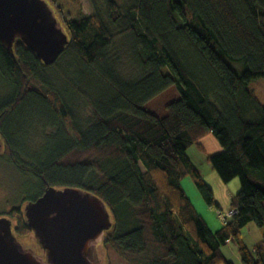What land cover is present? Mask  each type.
<instances>
[{"label":"trees","instance_id":"obj_1","mask_svg":"<svg viewBox=\"0 0 264 264\" xmlns=\"http://www.w3.org/2000/svg\"><path fill=\"white\" fill-rule=\"evenodd\" d=\"M47 1L70 36L54 64L19 38L13 50L0 40V156L36 182L27 200L50 186L96 193L114 217L99 244L127 264H233L223 252L232 238L243 264H264V105L249 88L264 77V0H107V19L95 0L78 17ZM173 86L165 116L144 107ZM210 133L223 149L207 160L224 182H241L239 213L217 231L182 185L190 176L216 205L189 155L206 152ZM6 214L41 253L24 210ZM251 222L262 233L254 249L241 240Z\"/></svg>","mask_w":264,"mask_h":264},{"label":"water","instance_id":"obj_2","mask_svg":"<svg viewBox=\"0 0 264 264\" xmlns=\"http://www.w3.org/2000/svg\"><path fill=\"white\" fill-rule=\"evenodd\" d=\"M18 38L46 65L54 64L70 42L47 0H0V40L13 50ZM3 146L0 136V153ZM24 212L44 257L23 243L17 223L5 215L0 217V264H100L97 242L113 228L114 217L99 195L50 186L28 201Z\"/></svg>","mask_w":264,"mask_h":264},{"label":"rangeland","instance_id":"obj_3","mask_svg":"<svg viewBox=\"0 0 264 264\" xmlns=\"http://www.w3.org/2000/svg\"><path fill=\"white\" fill-rule=\"evenodd\" d=\"M60 1L62 5L65 7V9L70 11L72 13V16L74 17H78L80 13L93 14L96 4V7L99 9L101 14L105 17V19H107V8H106L107 0H95L94 2L95 4L91 0H80L81 4H78L71 0H60ZM116 1L119 2L120 4L125 3V0H116ZM189 16H191V14H189ZM64 62L66 61H63L62 64H64ZM232 65L239 73H241L244 70V63L242 62H233ZM54 70L55 67L54 69L51 70L49 69L47 71V75L51 79L54 78L53 76ZM249 88L253 89L256 92L261 103L264 105V77L253 79V81L249 85ZM6 93H7V89L4 87V85L2 86V84L0 83V99H2L6 95ZM178 96H179L178 89L176 88V86H173L165 90L161 94L157 95L147 104H145L144 107L156 113L159 116H165L167 113L166 105L170 101L176 99ZM89 113H90V109L88 111V114ZM50 130L51 129H49L48 131L50 132ZM34 144H35V139L28 140L26 143V145L29 146L30 148L34 147L33 146ZM200 151L197 150L196 148H192L191 154L192 152L199 153V157L201 158V153L204 152L203 151L200 152ZM236 179L240 181L239 178ZM183 180H182V185L185 187L184 189H186V192L190 196V198L193 199L196 210L201 214L200 211H203L202 204L197 200V197L194 193V190L191 187V184L193 186L195 185L194 187L195 189H197V193L200 195L201 193L198 187L196 186L194 180L190 176L185 177V180L184 181ZM187 181L190 182L191 184H189ZM39 192L40 190L37 189L36 182L33 181L31 177L28 178L27 176H25V174L21 173L11 163L6 161L3 156H0V217L5 216L6 213H9L13 208L16 207L17 208L21 207L24 210L25 204L28 202L27 198L29 197V195L34 196L37 195ZM200 196L201 199H204L202 194ZM7 216L13 219L12 216L10 215ZM13 221L15 222V224L17 223L16 220L13 219ZM31 236L33 238V234ZM24 244L27 247L28 246L32 247L30 246L31 244L28 245L29 243L27 244L24 243ZM97 245L100 253L99 257L101 259L100 264H127L113 248L100 246L98 242ZM37 254L40 257H44L43 252L39 253L37 251Z\"/></svg>","mask_w":264,"mask_h":264},{"label":"crops","instance_id":"obj_4","mask_svg":"<svg viewBox=\"0 0 264 264\" xmlns=\"http://www.w3.org/2000/svg\"><path fill=\"white\" fill-rule=\"evenodd\" d=\"M200 143L204 146L206 151L205 153H201V158L199 157V153L192 152L191 154L192 148L196 147L190 148L189 155L205 181L212 187L216 205L209 206L204 199H201V194L199 195L197 193V189L194 187L195 185L193 186L190 182H187L191 184L197 200L202 204L203 211H200L201 214L204 216L212 230L217 231L224 226L219 218V211H226L232 207V199L241 189V182L235 178L233 181L225 183L207 160V154H214L223 149L213 133H210L201 139ZM196 149L199 150L198 148ZM183 188L185 187L183 186ZM191 200L193 201V199ZM261 239V230L253 222L249 223L241 230V240L250 249H254V246L259 243ZM223 252L233 264H243L240 254V243L235 238H232L228 244L223 247Z\"/></svg>","mask_w":264,"mask_h":264},{"label":"built area","instance_id":"obj_5","mask_svg":"<svg viewBox=\"0 0 264 264\" xmlns=\"http://www.w3.org/2000/svg\"><path fill=\"white\" fill-rule=\"evenodd\" d=\"M239 213L238 207H231L230 209L226 211H219V218L223 222V224L229 223L232 218Z\"/></svg>","mask_w":264,"mask_h":264},{"label":"flooded vegetation","instance_id":"obj_6","mask_svg":"<svg viewBox=\"0 0 264 264\" xmlns=\"http://www.w3.org/2000/svg\"><path fill=\"white\" fill-rule=\"evenodd\" d=\"M0 155H2V153ZM5 215H9V214H5Z\"/></svg>","mask_w":264,"mask_h":264}]
</instances>
